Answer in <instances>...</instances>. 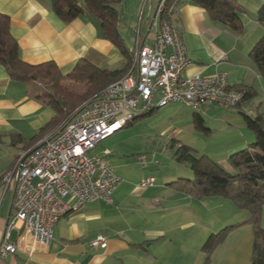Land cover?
I'll list each match as a JSON object with an SVG mask.
<instances>
[{"label":"crops","instance_id":"1","mask_svg":"<svg viewBox=\"0 0 264 264\" xmlns=\"http://www.w3.org/2000/svg\"><path fill=\"white\" fill-rule=\"evenodd\" d=\"M152 1L144 9L142 0L121 2L117 30L126 55L103 37L95 20L81 16L64 22L52 11L49 0H0V14L10 19V35L17 42L22 62L31 66L53 62L67 75L80 60L108 70L120 69L126 61L131 64L135 47L153 42L150 23L159 0ZM234 1L243 9L239 30L212 21L204 9L191 3L175 5L167 16L190 60L183 76L224 72L230 88L243 90L241 104L234 109L213 105L204 114L169 104L147 114L152 127L168 130L171 142L189 148L180 142L184 134L209 138L220 130L224 140L215 145V152L205 149L201 154L228 173L232 172L228 158L255 143L252 119L261 116L264 123V79L249 56L263 34L256 14L264 0ZM38 95L31 84L10 80L0 66V244L13 202V184L4 189L1 178L13 168L19 154L37 148L55 131L30 142L54 117L53 110L36 99ZM12 136L22 142L15 144ZM104 141L94 153L109 151L105 158L119 179L112 203L95 201L69 212L55 225L47 248L34 246L27 237L24 248L0 256V264H204L203 245L228 227L233 228L213 249L208 264L252 263L254 231L244 223L247 212L219 196L195 201L171 185L188 180L179 166L167 172L151 163H138L142 167L136 168L131 160H122V150L116 149L122 148L121 142L109 147ZM149 177L154 178V185L141 188L139 181ZM260 227L264 248V207ZM18 234L16 229L9 231L8 242L19 243ZM97 236L104 238V248L90 245Z\"/></svg>","mask_w":264,"mask_h":264},{"label":"built area","instance_id":"2","mask_svg":"<svg viewBox=\"0 0 264 264\" xmlns=\"http://www.w3.org/2000/svg\"><path fill=\"white\" fill-rule=\"evenodd\" d=\"M149 0H142L144 9ZM156 6L150 26L153 42L137 45L133 51L136 70L126 83L109 89L92 100L90 107L73 112L68 126L58 138L35 154L21 153L22 170L1 178L2 186L13 184L12 213L0 244V256L14 255L24 248L29 237L34 246L47 248L58 223L57 212L63 208L80 210L95 201L112 203V193L119 179L108 166V150L94 153L97 145L118 130L120 121L129 119L135 109L153 102L179 104L204 114L211 106L234 109L242 100L239 91L228 86L224 72L211 76H187L183 86H176L180 66H189L186 49L170 42L169 29L158 27ZM143 164L145 158L137 157ZM154 178L139 181L141 188L152 187ZM18 230L17 244L8 242L9 231ZM104 248L105 240L97 236L90 244ZM32 249H29V253Z\"/></svg>","mask_w":264,"mask_h":264},{"label":"trees","instance_id":"3","mask_svg":"<svg viewBox=\"0 0 264 264\" xmlns=\"http://www.w3.org/2000/svg\"><path fill=\"white\" fill-rule=\"evenodd\" d=\"M121 2L122 0H81L80 2L77 0H49L52 11L64 22H70L81 16L95 20L103 37L126 55L128 53L117 30ZM179 3H191L204 9L214 22L237 30L241 28L240 17L243 14V9L234 0H167L163 17L169 20L167 12ZM256 21L263 28V34L251 49L249 56L258 73L264 79V3L257 11ZM9 28V17L0 14V66L14 82L43 84L44 88L36 99L54 112L52 121L32 138L30 141L32 144L52 129L57 130L69 120L73 112L79 110L77 108L80 104L89 100L84 105L86 106L106 87L120 80L128 72L129 61H126L120 69L108 70L97 68L80 60L73 71L67 75H63L53 62L36 66L25 64L19 57L17 42L10 35ZM68 81L82 85L83 93L71 92L66 86ZM238 91L242 93L243 101L245 94L243 90ZM145 115L147 113L142 116ZM250 123L256 137L255 143L248 149L228 158V164L232 169L231 173L224 171L205 155L197 157L191 148L176 141L171 142L169 148L173 159L188 166L193 174L192 180L180 179L171 185L195 201L219 196L231 202L237 210L247 212L249 218L244 223L252 226L254 231L251 264H264L263 238L260 227L261 212L264 207V123L261 116L254 117ZM198 124H200L199 121ZM128 125L130 123L125 126ZM12 141L15 144L22 142L18 136H12ZM232 228H225L217 235H212L207 239L202 247L205 252L204 264L209 263L211 252L224 240L227 231Z\"/></svg>","mask_w":264,"mask_h":264},{"label":"rangeland","instance_id":"4","mask_svg":"<svg viewBox=\"0 0 264 264\" xmlns=\"http://www.w3.org/2000/svg\"><path fill=\"white\" fill-rule=\"evenodd\" d=\"M77 1L79 2L81 0ZM152 2L153 1L150 0L148 5L152 4ZM31 86L37 93L39 92V94L44 88L43 84L40 83H32ZM66 86L73 93L81 94L84 91L82 85L74 84L71 81L66 82ZM87 102L80 104L77 109L82 108ZM185 110L191 112L188 107H185ZM167 131L166 129L162 131L160 127H152L147 115L139 116V118L132 120L130 125L125 127L122 126L121 129L106 138L103 144L112 147L115 146L116 143L121 142L122 148L117 146L116 149L122 150V160H131V164L133 166L135 165L136 168L142 167V165L138 164L136 156L141 155L145 158V165L150 163L158 165L157 167L163 172L169 171L172 166H179L183 171L184 177H188V180H192L193 175L190 168L184 164L175 162L173 159L172 152L169 148L171 138ZM217 131L216 134L209 138H204L199 134L190 132L181 136L183 138L179 141L194 149L197 157L201 156V153H205L203 152L205 149L208 153H211V151L214 153L215 145L224 140L222 133L219 132L220 130ZM217 153H219V151ZM171 158L173 160H171Z\"/></svg>","mask_w":264,"mask_h":264},{"label":"bare ground","instance_id":"5","mask_svg":"<svg viewBox=\"0 0 264 264\" xmlns=\"http://www.w3.org/2000/svg\"><path fill=\"white\" fill-rule=\"evenodd\" d=\"M166 2H167V0H160V3L157 7L156 19H157L158 27H163V28L172 27L169 29V40H170V42H177L178 47H180L181 49H185L184 43L181 39V36H180L178 30L175 28V26L169 20H167L163 17L164 13H165ZM169 11H172V8H170ZM187 67L188 66H180V71H179V73H177V76H176V86H183V84L185 83L187 77L183 76V72ZM135 70H136V58H135V54H134L132 62L129 66L128 72L120 80H118L117 82L106 87L99 94V96H97L96 98L102 97L106 92L109 91L110 88L126 83L129 76L131 75V73H133ZM239 95H240V99L242 100V96H243L242 93L239 92ZM91 103H92V101L89 104H87L86 106H84L83 108H81L75 112H79V111L86 109V107H90ZM165 106H166L165 102H153L152 104L149 105V107H143L140 109H135L132 111V113L129 114V119H125V120L120 121V124H118V128L125 126L126 124L130 123L132 120L138 118L139 116H142L146 113L148 114V112H151L152 110L154 111L155 109H159V108L165 107ZM70 118H69V120H70ZM69 120L64 122V124L61 125L57 130H55L51 136L46 138L42 144L40 143L41 145H39L36 149H34L33 151L31 150L32 152L29 151V152H31L30 154H35V153L39 152L40 150L47 148V145L50 142L55 141L58 138V132L67 128ZM29 152H24V153H29ZM21 170H22V161H21V154H19V156L16 158V160L14 162L13 168L9 172H6L2 176V178H7L12 174H16V171H21ZM69 212H74V209L63 208V210L58 211L57 212V220H60L62 217L67 215Z\"/></svg>","mask_w":264,"mask_h":264},{"label":"water","instance_id":"6","mask_svg":"<svg viewBox=\"0 0 264 264\" xmlns=\"http://www.w3.org/2000/svg\"><path fill=\"white\" fill-rule=\"evenodd\" d=\"M35 149H36V148H35ZM33 150H34V149H33ZM33 150H32V151H33ZM32 151H31V152H32ZM31 152H29V153L27 154V156H28Z\"/></svg>","mask_w":264,"mask_h":264}]
</instances>
